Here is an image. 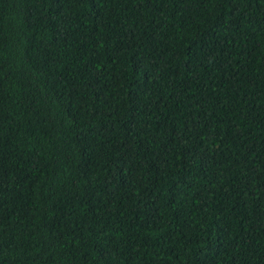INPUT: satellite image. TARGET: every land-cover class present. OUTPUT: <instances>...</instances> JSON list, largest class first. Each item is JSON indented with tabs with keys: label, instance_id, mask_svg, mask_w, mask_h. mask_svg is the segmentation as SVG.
I'll use <instances>...</instances> for the list:
<instances>
[{
	"label": "trees",
	"instance_id": "obj_1",
	"mask_svg": "<svg viewBox=\"0 0 264 264\" xmlns=\"http://www.w3.org/2000/svg\"><path fill=\"white\" fill-rule=\"evenodd\" d=\"M0 264H264V0H0Z\"/></svg>",
	"mask_w": 264,
	"mask_h": 264
}]
</instances>
